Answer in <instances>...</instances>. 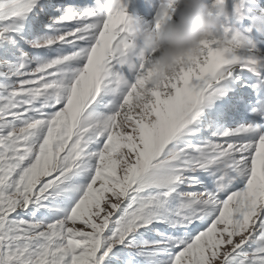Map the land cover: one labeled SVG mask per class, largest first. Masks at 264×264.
Instances as JSON below:
<instances>
[{"label": "snow or ice", "instance_id": "snow-or-ice-1", "mask_svg": "<svg viewBox=\"0 0 264 264\" xmlns=\"http://www.w3.org/2000/svg\"><path fill=\"white\" fill-rule=\"evenodd\" d=\"M129 18L0 0V264H264V110L198 121L264 54L224 26L153 85Z\"/></svg>", "mask_w": 264, "mask_h": 264}, {"label": "clouds", "instance_id": "clouds-1", "mask_svg": "<svg viewBox=\"0 0 264 264\" xmlns=\"http://www.w3.org/2000/svg\"><path fill=\"white\" fill-rule=\"evenodd\" d=\"M228 16L226 0H159L151 21L129 15L130 38L150 57L151 83H161L199 56L205 41L219 34ZM253 110H264V98Z\"/></svg>", "mask_w": 264, "mask_h": 264}, {"label": "rangeland", "instance_id": "rangeland-1", "mask_svg": "<svg viewBox=\"0 0 264 264\" xmlns=\"http://www.w3.org/2000/svg\"><path fill=\"white\" fill-rule=\"evenodd\" d=\"M146 1L143 3V0H133L131 4H127L128 6L132 7L133 5L138 3L136 6H134L133 10L131 11V17L132 18H137V13H136L137 6L142 4V3L144 5L146 3ZM156 2L159 4V0H156ZM263 5H264V2L261 3L260 6L257 7L256 9L262 8ZM227 9L229 12L228 18H231L232 22L227 20V18H226L225 26H229L230 28H232V25H235L236 27L237 26L239 27V24L237 23V21L235 19L237 14L234 12L233 0L227 1ZM256 13H257V15H261V17L259 18V19H261L263 16V13H261L260 11H257ZM152 14L155 15V12ZM173 18H175V17H173ZM263 26L264 25H262V27ZM257 49L259 50V48H257ZM261 50H264V49H261ZM226 87H227V85H226ZM222 99H223L222 96H217V97H214L210 101H208V100L204 101L203 104L201 105V112H200V116L198 117V121H199V124L201 125V131L203 133H205V134L210 133L213 130L211 127V125H213V124L216 127H231V126H233V125L227 126V124H228L227 117H230V118L235 120V119H237V114L242 113V111L245 110V106L243 105L244 102L242 101L241 98L240 99L239 98L233 99L234 103L231 105L221 104L220 102L222 101ZM213 115H219L220 120H217V118H214Z\"/></svg>", "mask_w": 264, "mask_h": 264}, {"label": "bare ground", "instance_id": "bare-ground-1", "mask_svg": "<svg viewBox=\"0 0 264 264\" xmlns=\"http://www.w3.org/2000/svg\"><path fill=\"white\" fill-rule=\"evenodd\" d=\"M146 0H143V3L145 2ZM228 1V0H227ZM230 1V0H229ZM137 2V1H136ZM140 4L137 6L136 8V13H137V18H143L144 20L146 21H151L152 20V17L154 16L152 13H156L157 11V7H158V3L156 2V0H147L146 3L143 5ZM231 3V2H230ZM138 4V3H137ZM135 4V6L137 5ZM134 7L130 8L127 12L131 13V11L133 10ZM257 11H260L261 13H263L264 15V5L262 8L260 9H256V12ZM261 15H258V18H260ZM236 19V18H235ZM227 20L231 21V18H228L227 17ZM238 23V22H237ZM257 23H260L261 25H264V21L261 20V19H258ZM239 24V23H238ZM237 24V25H238ZM238 27V26H237ZM262 36H263V39H264V26L262 27ZM259 51L264 54V50H261L259 49Z\"/></svg>", "mask_w": 264, "mask_h": 264}]
</instances>
